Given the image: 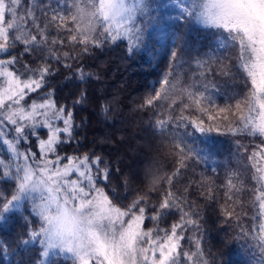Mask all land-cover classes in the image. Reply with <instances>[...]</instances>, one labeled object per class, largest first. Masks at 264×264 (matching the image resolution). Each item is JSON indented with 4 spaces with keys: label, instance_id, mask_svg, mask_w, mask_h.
<instances>
[{
    "label": "trees",
    "instance_id": "trees-1",
    "mask_svg": "<svg viewBox=\"0 0 264 264\" xmlns=\"http://www.w3.org/2000/svg\"><path fill=\"white\" fill-rule=\"evenodd\" d=\"M0 1V60L34 70L40 88L29 100L49 98L71 118L60 156L85 159L110 203L141 216L148 235L170 232V264H264V139L245 126L253 86L237 34L168 0H144L129 37L103 25L99 0ZM19 185L0 142V264H40L35 207L6 212Z\"/></svg>",
    "mask_w": 264,
    "mask_h": 264
},
{
    "label": "rangeland",
    "instance_id": "rangeland-1",
    "mask_svg": "<svg viewBox=\"0 0 264 264\" xmlns=\"http://www.w3.org/2000/svg\"><path fill=\"white\" fill-rule=\"evenodd\" d=\"M144 0H99L100 19L117 35L129 37ZM183 14H195L202 26L222 27L240 38L244 67L253 86L246 128L264 139V0H168ZM5 6L0 1V54L6 35ZM0 60V142L20 171L19 192L6 212L30 202L43 227L32 230L40 239L42 259H70L75 264H170L177 241L167 231L152 237L143 218L112 205L96 185L85 159L60 156V135L70 136L72 121L54 102L29 100L40 88L34 70L9 67ZM39 101V102H38ZM261 153V154H260ZM257 154L264 240V148Z\"/></svg>",
    "mask_w": 264,
    "mask_h": 264
}]
</instances>
